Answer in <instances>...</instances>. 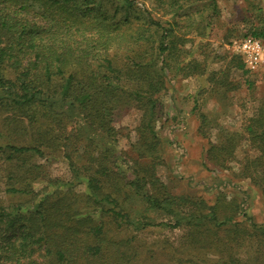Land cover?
<instances>
[{"label": "trees", "instance_id": "obj_1", "mask_svg": "<svg viewBox=\"0 0 264 264\" xmlns=\"http://www.w3.org/2000/svg\"><path fill=\"white\" fill-rule=\"evenodd\" d=\"M140 1L142 8L138 0H0V192L19 199L0 203V264L136 262L141 254L135 239L109 233L113 227L142 230L152 223L141 212L123 209L116 198L121 194L125 201L142 200L149 211L172 215L171 228L186 220L174 206L190 199L172 196L158 179L157 153L147 164L120 156L117 124L122 110L137 108L143 112L141 136L157 140L156 94L167 89L165 72L201 69L194 54L217 28L219 1ZM247 4L250 24L241 40L264 44V0ZM192 36L199 41L186 49ZM173 54L182 57L170 66ZM235 61L245 67L240 56ZM244 128L245 135L234 133L220 147L211 144L208 160L224 168L238 138L249 139L264 156V101ZM47 152L63 157L70 182L47 180L37 163ZM44 179L51 189L37 192L35 185ZM80 186L86 192H78ZM207 218L213 223L208 234L232 229L228 221L215 225L213 213L196 210L188 222L204 226ZM236 231V242L243 231L252 235ZM199 234L194 233L195 246L202 242ZM215 244L199 250L233 252L226 242Z\"/></svg>", "mask_w": 264, "mask_h": 264}, {"label": "rangeland", "instance_id": "obj_2", "mask_svg": "<svg viewBox=\"0 0 264 264\" xmlns=\"http://www.w3.org/2000/svg\"><path fill=\"white\" fill-rule=\"evenodd\" d=\"M218 1L221 17L217 19V28L212 38L209 37L194 54L201 69L195 71L186 69L187 66L180 72L181 67L179 71L172 67L171 71L165 72L167 89L156 94L160 116L154 122L157 140L141 136V110L126 108L118 120L117 128L122 137L117 145L120 156H135L136 160L147 164L155 157L152 152L157 153L158 179L172 196L190 199L189 203L175 204V209L186 220L180 227L171 228L175 225L172 215L149 211L142 200L125 201L122 194L121 198L116 197L123 209L141 212L140 215L152 223L142 230L113 227V233H109L118 240L135 239L133 245L140 247L137 249L141 257L132 264H225L223 258L227 260L226 264H232L228 262L230 259L239 261L238 264H264V156L249 139L238 138L231 149L233 156L227 159L224 168L208 160L211 144L220 147L232 134H246V123L264 101V63L255 72H249L245 67L239 69L236 61L231 63L236 57L235 44L249 29L245 9L252 0ZM140 2L138 0V6L142 8ZM189 39L191 43L186 49L196 47L199 38L192 36ZM180 56L173 54L170 66L181 61ZM155 144L157 150L154 151ZM260 161L263 162L260 164ZM37 163L45 168L47 180L71 181L68 164L61 155L47 152ZM118 166L126 174L123 162ZM121 171L118 170L123 175ZM47 180L35 185L37 192L51 189ZM123 183L124 179L120 180L121 187ZM76 189L80 193L86 192L84 186ZM9 196L0 192V203L13 205L19 202L17 197L9 199ZM193 210L213 213L217 219L215 225L228 221L226 226L231 225L232 229L226 231V227H222L215 235L208 234L206 232L213 225L208 218L206 225L197 228L194 222H188ZM237 228L251 231L252 235L243 231L242 240L236 242L238 238L233 237L238 236ZM195 231L202 233L197 235L202 242L196 246L193 244ZM214 241L215 245L221 241L228 243L233 252L227 249L228 252L216 255L213 250H199V247L208 249ZM151 251L155 252L150 254ZM174 254L179 257L177 260L170 258Z\"/></svg>", "mask_w": 264, "mask_h": 264}, {"label": "built area", "instance_id": "obj_3", "mask_svg": "<svg viewBox=\"0 0 264 264\" xmlns=\"http://www.w3.org/2000/svg\"><path fill=\"white\" fill-rule=\"evenodd\" d=\"M235 54L243 59L245 68L255 72L264 63V44L251 37L245 38L235 44Z\"/></svg>", "mask_w": 264, "mask_h": 264}]
</instances>
